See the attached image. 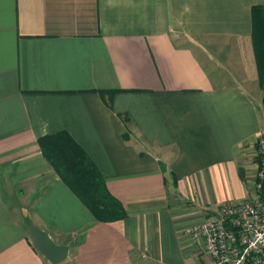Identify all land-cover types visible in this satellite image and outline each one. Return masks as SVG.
Returning <instances> with one entry per match:
<instances>
[{"label":"crops","instance_id":"1","mask_svg":"<svg viewBox=\"0 0 264 264\" xmlns=\"http://www.w3.org/2000/svg\"><path fill=\"white\" fill-rule=\"evenodd\" d=\"M258 4L0 0V181L16 198L0 188V264H51L29 222L68 246L64 264L206 262L185 228L253 188ZM60 131L122 218L96 220L42 154L37 139Z\"/></svg>","mask_w":264,"mask_h":264},{"label":"built area","instance_id":"2","mask_svg":"<svg viewBox=\"0 0 264 264\" xmlns=\"http://www.w3.org/2000/svg\"><path fill=\"white\" fill-rule=\"evenodd\" d=\"M256 145V154H264V132ZM256 165L253 188L244 200L224 203L185 228L202 240L207 256L195 264H264V160Z\"/></svg>","mask_w":264,"mask_h":264},{"label":"trees","instance_id":"3","mask_svg":"<svg viewBox=\"0 0 264 264\" xmlns=\"http://www.w3.org/2000/svg\"><path fill=\"white\" fill-rule=\"evenodd\" d=\"M251 42L264 105V4L251 7ZM38 145L61 180L88 207L96 220L111 221L125 214L121 203L106 189L98 169L84 150L66 132L40 136ZM263 159L264 154L258 155Z\"/></svg>","mask_w":264,"mask_h":264},{"label":"water","instance_id":"4","mask_svg":"<svg viewBox=\"0 0 264 264\" xmlns=\"http://www.w3.org/2000/svg\"><path fill=\"white\" fill-rule=\"evenodd\" d=\"M26 229L32 236L36 248L49 263L61 264L66 260L68 256L67 245L56 243L47 231L33 222H29Z\"/></svg>","mask_w":264,"mask_h":264},{"label":"rangeland","instance_id":"5","mask_svg":"<svg viewBox=\"0 0 264 264\" xmlns=\"http://www.w3.org/2000/svg\"><path fill=\"white\" fill-rule=\"evenodd\" d=\"M260 115L264 119V105L262 106V104H261V109H260ZM256 150H257V147H256ZM257 156L258 155L256 154V157ZM257 161H258L257 159H254L255 169L257 168V165H256ZM254 181L255 180L253 179V184H254ZM0 183H1L0 188L5 193V195L10 197L12 202L15 201L16 198L13 196V191H12V188H11V185L9 184V182L3 178L2 181H0ZM18 202H19V200H18ZM62 264H64V263H62Z\"/></svg>","mask_w":264,"mask_h":264}]
</instances>
